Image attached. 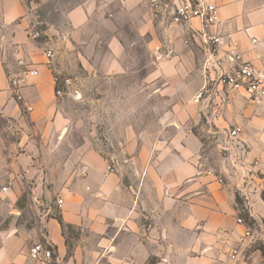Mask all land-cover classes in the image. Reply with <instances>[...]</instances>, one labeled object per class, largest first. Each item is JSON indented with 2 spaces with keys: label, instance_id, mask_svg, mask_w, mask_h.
Segmentation results:
<instances>
[{
  "label": "crops",
  "instance_id": "obj_1",
  "mask_svg": "<svg viewBox=\"0 0 264 264\" xmlns=\"http://www.w3.org/2000/svg\"><path fill=\"white\" fill-rule=\"evenodd\" d=\"M212 1L217 7L213 30L264 73V0ZM64 19V30L45 28L44 41H39L31 35L26 2L0 0L1 188L11 182L0 193L15 200L28 182L34 199L51 194L62 199L56 213H50L51 207L38 213L30 228L0 229V264H43L29 256L34 243L52 247L57 264H146L151 257L157 259L153 264H219L222 258L236 259L246 235L237 221L235 193L252 218H264V143L252 144L245 137L250 130L263 138L264 130L252 128L260 117L236 97L261 100L223 91L204 68L200 71L197 20L162 22L148 0H78ZM126 29L143 40L147 57H155L139 86L155 96L154 124L125 127L112 154L118 171L107 172L109 156L86 144L72 146L55 166L44 163L42 153L59 149L48 138L65 125L57 109L55 69L46 64L45 50L63 38L83 48L80 59L95 75L125 74L131 67ZM12 78L19 80L21 101L14 97ZM205 82L207 89L196 100ZM236 102L238 110L231 112L229 105ZM235 125L242 129L238 145L222 146L229 161L235 154L244 157L233 168L219 160L216 147L204 146L201 136ZM245 146H250L248 156ZM254 156L259 159L247 161Z\"/></svg>",
  "mask_w": 264,
  "mask_h": 264
},
{
  "label": "rangeland",
  "instance_id": "obj_2",
  "mask_svg": "<svg viewBox=\"0 0 264 264\" xmlns=\"http://www.w3.org/2000/svg\"><path fill=\"white\" fill-rule=\"evenodd\" d=\"M77 1L24 0L29 7L32 31H43L42 27L64 30L66 28L64 13ZM124 35L128 45L126 61L131 67L125 74L108 77L95 75L94 72L85 68L86 65L79 56V52H84L83 48L63 38L56 41L53 50L56 49L57 52L52 60V67L60 79H69L62 96L58 97L57 101V109L63 115L65 125L58 135L48 138V143L58 144L59 149L52 153H42L40 157L44 163L55 166L59 157L66 156L72 146L79 144L89 145L105 156H110L116 153V146L118 141L123 139L125 127L130 124L136 127H150L154 124L155 96L149 95L147 89L141 90L139 86L142 84V77L146 71L153 68L155 57L146 56L143 40L136 38L130 30L126 29ZM195 46L197 67L203 71L206 54L200 45ZM146 64L150 67H141ZM236 98L244 106L251 105L253 113L260 117L255 122L256 126L252 128L264 130V99L251 102L243 97ZM237 103L229 105L231 112L238 110ZM205 121V118H202L205 126L210 127ZM230 128L229 126L224 132L201 136V139L204 146L218 149L219 160L226 161V164L228 161L235 168L234 163L242 164L244 157L241 156V158L239 154H235L232 161L228 160V150L224 147L230 144L238 145L227 135ZM245 137L252 144L264 143V136L261 138L254 134V131L247 130ZM236 140L238 141V138ZM245 147L244 153L248 156L246 152L250 151V146ZM258 159L254 156L249 157L247 161ZM3 176L4 173L0 169V188L4 183ZM262 176L263 174H259V177ZM31 188V183H24L21 187V195L15 200L0 193V229L9 225L30 228L36 224L38 213H45L49 207H51L50 213H56L57 195L39 196L38 199H34L31 196ZM260 195L264 201V189L260 190ZM235 197L237 206L241 209L240 214L247 211L243 197L238 192L235 193ZM247 221L250 224V233L246 238L241 239L238 245L241 249L238 257L236 259L222 258L219 264H264V252L260 250L264 248V218L257 220L252 218ZM156 260V257H151L146 264H153Z\"/></svg>",
  "mask_w": 264,
  "mask_h": 264
},
{
  "label": "built area",
  "instance_id": "obj_3",
  "mask_svg": "<svg viewBox=\"0 0 264 264\" xmlns=\"http://www.w3.org/2000/svg\"><path fill=\"white\" fill-rule=\"evenodd\" d=\"M150 7L162 22L175 24H189L192 20H197L200 29L199 45L206 54L204 71L208 72L210 81H215L221 86L223 91L240 92L248 96L250 99L259 100L264 98V73L257 70L252 63L244 60L241 53L233 46L225 43L223 37L213 28L217 22V7L212 0H148ZM34 39H38L43 35V31L34 30L31 32ZM224 46V47H223ZM46 64L51 67L52 58L54 56L53 49L45 50ZM55 95L60 97L63 94V89L67 86L69 79H60L54 73ZM11 87L14 91L16 100L21 101L22 96L19 90V80L10 79ZM207 89V83L196 94V100L203 96V92ZM26 110L30 109L27 105ZM240 126L235 125L227 131L230 140H236L241 133ZM123 161H127L124 159ZM118 159L115 155L109 156L106 163L107 172L118 171ZM221 177L218 181L221 182ZM264 187V180L262 181ZM11 184L8 181L1 190L6 192ZM58 206L62 204V199L57 198ZM239 223H243L241 219H237ZM244 224V223H243ZM245 226V235L250 233V226ZM236 251L232 252V257ZM29 256L33 260L43 264H57L56 255L52 247L43 245L42 243H34L29 249Z\"/></svg>",
  "mask_w": 264,
  "mask_h": 264
},
{
  "label": "trees",
  "instance_id": "obj_4",
  "mask_svg": "<svg viewBox=\"0 0 264 264\" xmlns=\"http://www.w3.org/2000/svg\"><path fill=\"white\" fill-rule=\"evenodd\" d=\"M42 29H45V27H42ZM37 40H39V41H44V36H43V35L40 36ZM235 201H236V205H237L236 197H235ZM237 208L239 209L238 218L241 219V220L243 221L244 224H246L247 226H250V224L248 223L247 219L251 220L252 217L249 215L248 211H244V213H241V214H240V210H241V209H240L238 206H237ZM242 210H244V209H242ZM58 219H59V222L62 224L61 219H60V218H58ZM64 226H65L68 230L71 228V226H70L69 224H66V225H64ZM69 247H71V246L69 245ZM260 250H261L262 252H264V248H260Z\"/></svg>",
  "mask_w": 264,
  "mask_h": 264
}]
</instances>
